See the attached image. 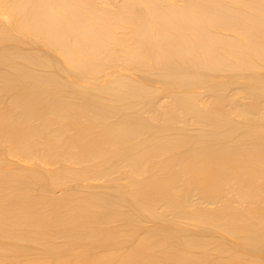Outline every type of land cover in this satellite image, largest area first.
<instances>
[{"label":"bare ground","instance_id":"bare-ground-1","mask_svg":"<svg viewBox=\"0 0 264 264\" xmlns=\"http://www.w3.org/2000/svg\"><path fill=\"white\" fill-rule=\"evenodd\" d=\"M0 264H264V0H0Z\"/></svg>","mask_w":264,"mask_h":264}]
</instances>
